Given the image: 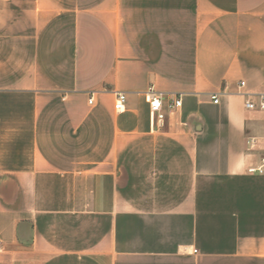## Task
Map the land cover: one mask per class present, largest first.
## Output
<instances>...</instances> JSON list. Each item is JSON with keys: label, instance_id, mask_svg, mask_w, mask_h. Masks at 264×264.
Wrapping results in <instances>:
<instances>
[{"label": "crops", "instance_id": "obj_1", "mask_svg": "<svg viewBox=\"0 0 264 264\" xmlns=\"http://www.w3.org/2000/svg\"><path fill=\"white\" fill-rule=\"evenodd\" d=\"M260 94L264 0H0V264H264Z\"/></svg>", "mask_w": 264, "mask_h": 264}, {"label": "built area", "instance_id": "obj_2", "mask_svg": "<svg viewBox=\"0 0 264 264\" xmlns=\"http://www.w3.org/2000/svg\"><path fill=\"white\" fill-rule=\"evenodd\" d=\"M242 86L245 83L241 84ZM146 100L150 106L151 111V119L154 124H157L160 127L164 126L166 122V113L164 112L165 104L167 105V109L169 111H175L182 107V99L181 97H175L171 101L167 102L165 98V94L156 92L153 88H151L146 94ZM212 101L214 104H219V96H212ZM94 102L93 96L90 97L89 104L92 105ZM127 104V95L124 93L117 94V101L115 104V110L119 113L124 112ZM245 107L248 111L262 112L264 113V94L256 95L255 99L249 98L245 103ZM256 171L261 172L262 169H251L250 172L254 173ZM193 253H197V250H194Z\"/></svg>", "mask_w": 264, "mask_h": 264}]
</instances>
